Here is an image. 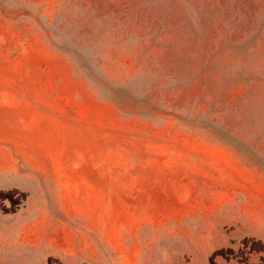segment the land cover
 <instances>
[{"label":"rangeland","instance_id":"374dc122","mask_svg":"<svg viewBox=\"0 0 264 264\" xmlns=\"http://www.w3.org/2000/svg\"><path fill=\"white\" fill-rule=\"evenodd\" d=\"M22 259L264 264V0H0V264Z\"/></svg>","mask_w":264,"mask_h":264},{"label":"trees","instance_id":"16d2710c","mask_svg":"<svg viewBox=\"0 0 264 264\" xmlns=\"http://www.w3.org/2000/svg\"><path fill=\"white\" fill-rule=\"evenodd\" d=\"M103 85H98V88L101 90L102 93H105L107 90L104 89V87H101ZM106 90V91H105ZM114 98H116L118 101H122L123 102V99L121 97H119V95L115 94V93H111Z\"/></svg>","mask_w":264,"mask_h":264},{"label":"crops","instance_id":"0c3cea01","mask_svg":"<svg viewBox=\"0 0 264 264\" xmlns=\"http://www.w3.org/2000/svg\"><path fill=\"white\" fill-rule=\"evenodd\" d=\"M27 260L25 259H22V260H17V261H15V262H13V264H23V263H25Z\"/></svg>","mask_w":264,"mask_h":264}]
</instances>
